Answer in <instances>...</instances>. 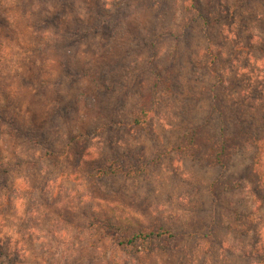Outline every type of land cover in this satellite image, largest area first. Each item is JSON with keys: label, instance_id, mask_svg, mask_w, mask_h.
<instances>
[{"label": "rangeland", "instance_id": "obj_1", "mask_svg": "<svg viewBox=\"0 0 264 264\" xmlns=\"http://www.w3.org/2000/svg\"><path fill=\"white\" fill-rule=\"evenodd\" d=\"M66 1L69 15L83 12L84 35L71 24L37 36L44 19L37 0H0V107L5 94L23 103L25 118L58 132L47 140L35 129L37 142L28 141L0 121V264H107L115 245L96 230L107 218L129 232L163 226L174 235L162 242H173L169 251L113 253L120 264H256L264 253V174L256 187L255 147L237 122L251 120L247 130L264 142V0H197L198 13L189 0ZM26 9L32 17H23ZM97 11L101 24L90 26ZM250 34L249 51L241 47ZM150 60L169 70L172 91L157 96L147 129L131 124L130 113L146 92ZM82 65L109 90H92ZM19 88L31 97L21 101ZM216 106L236 141L223 169L207 165L205 153L220 134ZM196 126L198 154L171 149ZM76 128L85 135L67 157L61 150ZM158 150L166 154L144 175H86L99 158ZM256 168L264 173V145Z\"/></svg>", "mask_w": 264, "mask_h": 264}, {"label": "trees", "instance_id": "obj_2", "mask_svg": "<svg viewBox=\"0 0 264 264\" xmlns=\"http://www.w3.org/2000/svg\"><path fill=\"white\" fill-rule=\"evenodd\" d=\"M25 0H21L22 5L24 4ZM40 2H42L40 4ZM54 4L55 6H47V4ZM190 9L196 10L198 13V9L200 7V3H198L197 0H189ZM35 5L39 8V16L40 18H44L42 20H39L35 25L37 26L35 28L37 32V36L40 35V37L45 36L52 27H54L55 30H60L61 28L67 29L71 24H73L76 27L75 33L77 35H84L85 32H87L86 29L81 30L78 23L85 22V18L83 15V12L81 10H77L74 8L72 10L71 14L69 15V10L67 7V1L66 0H37L35 2ZM103 6V4H102ZM103 8V7H102ZM59 10V11H58ZM102 10V9H101ZM26 11L24 13L23 17H32L33 13H31L29 9L24 10ZM97 15V16H96ZM100 12H96L94 21L90 23V26L98 27L99 24H101V19L99 18ZM201 22L202 26L208 30L210 28V24L208 22L209 17L204 16L201 14ZM52 25V26H51ZM46 27V30L44 28ZM264 27V25H263ZM255 36L251 35L247 37L246 45L242 46V49L249 50L253 46V38ZM210 41V40H208ZM259 51L264 54V38H261L259 40ZM243 44V43H242ZM237 42L235 43V50L238 48ZM246 47V48H245ZM209 48V46H207ZM41 46L35 47V50L32 49V52L40 51ZM250 51V50H249ZM249 53V52H248ZM149 83L146 87H144L146 90L142 91L140 94V100L137 101L135 105V109L131 111L130 113V123L141 127V128H149V121H148V115L150 111V107L153 106L158 100L157 96L159 94L164 95H171V89L172 85L169 83V80L171 78V73L169 70H166L167 74H162V71L160 70L161 65L156 64L154 60H150L149 62ZM262 71V79H261V85H264V65L261 66ZM78 73L79 75L88 78L89 83L92 86V90L95 92H98L99 89H102V87L107 86L106 82L100 83L97 80V77L95 76L94 72L90 73L88 67L86 65H82L79 67ZM72 73H69V76L72 77ZM20 93L18 92L19 96L22 98L21 101H23V98H30L31 92L30 90L19 88ZM109 90V88H104ZM260 89V88H259ZM3 93V91H1ZM101 94V92H100ZM99 94V95H100ZM216 98V97H215ZM264 98V97H261ZM3 99V106L0 107V121L6 124L10 127V136L13 135H24L25 139L28 141H34L37 142V138H35L32 135L31 131H34L37 129L39 131V136L43 137V139H55L58 134V132H55V130H47L44 128H41V124L38 123V119H33L28 116V118H25L23 116L24 110L22 108L23 103L21 102H14V99L9 98L7 95L2 94ZM217 99V98H216ZM218 100V99H217ZM121 107H124L122 105ZM224 109V106H222ZM215 110L217 112V115L221 118V127L219 128L220 134L218 136L211 135L214 139L210 140L213 141L212 145H207V165H214L220 168H225L227 162H226V156L229 157L231 154L232 148L236 146V141L234 135H230V127H229V121H226L225 114L222 110H220L217 106L215 107ZM225 110V109H224ZM232 113V112H231ZM101 115V114H99ZM43 117V116H40ZM253 118H256L253 115ZM261 124H263L264 117L260 118ZM28 122V127H25V123ZM243 123L237 122L238 126V133L242 136L247 137L248 142L255 147V152L252 156V164H251V171L253 173V182L256 187H258V184H260L261 178L263 177V172L261 173L256 166H258V157H260L264 142H259L258 137H256L253 132L250 133L247 130V126L251 124V120L248 122L246 119L242 121ZM261 124L258 123V125H254V130L260 132L261 131ZM235 126V125H234ZM233 126V127H234ZM28 129V131H27ZM191 134L185 133L181 137V141L183 144L179 143L171 147L173 150L178 151H186L188 148V154L190 155H196L198 154L199 147L202 145L203 141L198 139L197 134L203 131L198 128V126L191 128L189 130ZM83 134V129L76 128L75 130L72 129L67 133L68 140L63 144L62 152L67 154L68 157V151L70 150V147L74 145L75 142L81 141ZM207 139V138H206ZM200 144L198 145V143ZM129 154V153H127ZM166 154V150H158L153 153V155L149 158L143 157L142 153L132 151L130 152V158L129 159H123L120 156H113L112 158H99L97 162H92L86 171L87 176H94V177H108L113 175H125L127 177L131 176H139L144 175L149 171V166L158 165L163 155ZM84 155L81 154L79 161L82 163V157ZM1 160V156H0ZM94 161V159H92ZM0 165H2V162L0 161ZM16 165H19L16 164ZM264 200V192L263 195L260 196ZM91 225L94 227L95 224L93 221L90 222ZM96 230L101 233V238H108L112 240V242L115 245V250L111 252V259L108 258L106 260L107 264H120L121 260H117L113 257V253H118V251H121L122 254L126 255H136V254H146L151 255L152 253H157L159 251H169L173 247V242L169 247L162 244L165 240L173 239L174 235L164 228L163 226H155V227H146V228H139L133 231H128L126 228H123L121 225L111 222L110 218H107V220L100 226L99 228H96ZM167 247V248H166ZM19 259L15 257V260ZM256 264H264V253L256 256Z\"/></svg>", "mask_w": 264, "mask_h": 264}]
</instances>
